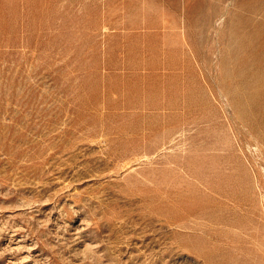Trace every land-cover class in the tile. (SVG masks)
<instances>
[{
	"label": "rangeland",
	"instance_id": "obj_1",
	"mask_svg": "<svg viewBox=\"0 0 264 264\" xmlns=\"http://www.w3.org/2000/svg\"><path fill=\"white\" fill-rule=\"evenodd\" d=\"M0 264H264V0H0Z\"/></svg>",
	"mask_w": 264,
	"mask_h": 264
}]
</instances>
